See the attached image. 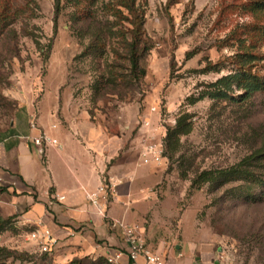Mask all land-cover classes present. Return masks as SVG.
<instances>
[{
	"label": "rangeland",
	"instance_id": "374dc122",
	"mask_svg": "<svg viewBox=\"0 0 264 264\" xmlns=\"http://www.w3.org/2000/svg\"><path fill=\"white\" fill-rule=\"evenodd\" d=\"M258 5L264 0H147L145 30L152 49L142 62L147 74L141 89L130 102L94 103L89 61L76 59L82 50L76 0H62L59 14L55 0H0V14L13 23L0 42V133L26 111L28 101L37 114L43 99L54 106L59 98L80 100L111 135H128L127 146L135 139L165 142L167 128L175 126L181 113H189L194 131L182 137L178 154L184 168L191 173L236 164L264 149V97L239 105L204 100L190 106L186 99L200 84L234 68L243 52L240 41L247 38V46L264 51V9ZM208 65L222 67L221 73L204 72ZM179 166L172 161L159 166L153 187L160 216L171 218L170 230L179 231L184 218L183 227H198L224 264H264V203L240 195L239 184L191 191ZM157 221L164 224L159 217ZM30 234L14 225L0 236V248L38 259L44 253Z\"/></svg>",
	"mask_w": 264,
	"mask_h": 264
},
{
	"label": "crops",
	"instance_id": "0c3cea01",
	"mask_svg": "<svg viewBox=\"0 0 264 264\" xmlns=\"http://www.w3.org/2000/svg\"><path fill=\"white\" fill-rule=\"evenodd\" d=\"M32 110L28 101L26 111L0 133V221L14 218L15 226L30 232L50 230L57 240L49 254L53 264L106 259L115 250L123 253L121 264H134L129 244L114 226L118 222L140 227L139 235L166 264H224L198 227L185 229L183 218L179 231H173L171 218L160 216L153 191L159 167L143 164L139 154L149 141L135 139L127 146L128 135H111L78 99L59 98L57 106L43 99L37 114ZM33 121L37 129L31 128ZM40 131L59 146L41 155L33 142ZM107 179L114 183L116 197L105 205L104 218L86 195Z\"/></svg>",
	"mask_w": 264,
	"mask_h": 264
},
{
	"label": "trees",
	"instance_id": "16d2710c",
	"mask_svg": "<svg viewBox=\"0 0 264 264\" xmlns=\"http://www.w3.org/2000/svg\"><path fill=\"white\" fill-rule=\"evenodd\" d=\"M56 11L61 12L62 0H55ZM3 8L7 3H3ZM171 1L167 7L171 6ZM147 0H76V37L81 53L76 59L88 60L90 65L91 92L94 103L104 100L130 102L147 71L142 62L152 49L146 30ZM264 9V5H258ZM0 14V42L12 20ZM3 17V18H2ZM3 24V25H2ZM11 32H15L14 29ZM30 35V34H28ZM246 38L240 41L242 54L236 56L235 66L217 80L202 83L186 102L194 106L201 101L224 102L239 105L257 96L264 97V51L247 46ZM51 49V46L49 47ZM255 48V51H252ZM257 49L259 51H257ZM222 67L208 65L204 72L221 73ZM194 131L189 113H181L174 127L167 128L164 142L166 162L180 163L179 173L190 181V190H201L211 185L222 190L231 184H239L240 195L264 203V149L253 151L238 163L225 168L194 170L191 173L181 164L182 137ZM193 166V165H192ZM193 168V167H192ZM14 218L0 221V236L14 226ZM50 253L38 259L29 253H19L0 248V263L20 259L21 264H53ZM72 264H108L107 259H76Z\"/></svg>",
	"mask_w": 264,
	"mask_h": 264
},
{
	"label": "built area",
	"instance_id": "2783aa9c",
	"mask_svg": "<svg viewBox=\"0 0 264 264\" xmlns=\"http://www.w3.org/2000/svg\"><path fill=\"white\" fill-rule=\"evenodd\" d=\"M155 110V109H154ZM147 125L148 123L145 122ZM32 129H37L36 123L33 121L31 124ZM34 145L37 147V151L43 155L46 149L50 146L58 147V141L51 138L44 131H40L39 135L34 138ZM140 159L145 165L162 166L166 163L164 158V142L162 139L155 143L154 141L147 143L143 146ZM116 197V187L114 183L107 179L95 192L88 193L86 199L93 204L98 211L106 218L105 205L110 203L112 199ZM63 199V197H59ZM116 227H119L129 244L128 257L134 264H138L139 260L143 262L141 264H166L164 257L156 251L150 249L145 239L139 235L140 227L128 226L123 223H115ZM30 237L33 241L37 242L43 253H51L57 246V240L53 236L52 232L45 228H38L31 232ZM123 253L115 250L106 259L108 264H121V257Z\"/></svg>",
	"mask_w": 264,
	"mask_h": 264
}]
</instances>
